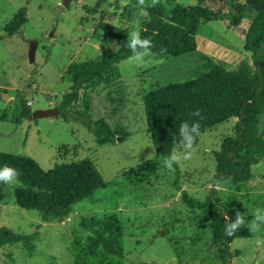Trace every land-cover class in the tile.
I'll return each mask as SVG.
<instances>
[{
  "label": "rangeland",
  "instance_id": "rangeland-1",
  "mask_svg": "<svg viewBox=\"0 0 264 264\" xmlns=\"http://www.w3.org/2000/svg\"><path fill=\"white\" fill-rule=\"evenodd\" d=\"M63 1L0 0V152L29 157L43 171L87 160L106 185L75 204L66 218L43 222L38 213L15 205L13 191L18 185L0 183V192L5 194L0 226L17 234H36L30 245L0 247V264H223L226 254L214 244L208 218L188 209L180 199L181 192L203 202L215 189V196L223 201L237 199L238 212L252 220L255 209H264V159L252 166L247 183L215 186L212 154L233 135L237 119L230 118L197 137L192 158L177 164L179 179L174 185L173 171L156 157L150 143L142 97L157 87L202 75L205 58L228 70L245 62L254 72L250 54L243 50V33L254 16L246 7L247 0H207L219 12V19L199 29L193 54L146 56L143 64L126 59L117 65L118 78L78 91V99L69 109L91 121H105L117 136L114 143L103 146L78 121L63 119L60 114L51 119L22 118V109L32 114L57 108L72 90L64 74L68 65L95 59L101 47H114L104 37L91 38L96 26L110 25L128 34L139 30L141 34L149 20L138 15V0H129L122 11L119 0H101L97 8L98 0H71L61 10ZM196 1L160 3L189 8ZM150 2L146 0V4ZM19 10L24 11L26 23L9 37L4 27ZM32 43L37 45L30 63ZM2 94H6L5 100ZM148 162L154 164L153 171L141 176L131 173ZM108 216H114L121 226V258H102L100 248L90 250L94 235L80 225L82 219ZM263 235L264 229L234 239L228 244L226 264H264Z\"/></svg>",
  "mask_w": 264,
  "mask_h": 264
},
{
  "label": "trees",
  "instance_id": "trees-1",
  "mask_svg": "<svg viewBox=\"0 0 264 264\" xmlns=\"http://www.w3.org/2000/svg\"><path fill=\"white\" fill-rule=\"evenodd\" d=\"M100 3L101 0H98L96 8ZM246 7L254 16L243 33V50L250 54L254 72L245 62H241L235 70H228L205 58L206 72L202 75L157 87L142 97L150 143L156 157L164 160L180 147L181 123L187 121L191 125L199 122L201 135L230 118L237 119L233 135L226 137L219 150L212 154L215 186L247 183L252 177V166L264 159V123H261L264 117V0H247ZM85 9L90 13L95 11ZM148 12L151 19L140 35L152 41L154 47L151 51L159 57L178 58L193 54L199 29L204 23L219 19V12L213 10L207 0H197L196 5L189 8L179 5L168 7L159 3L150 7ZM25 23L24 11L19 10L4 27V32L9 37L14 36ZM100 37L106 38L114 47H101L95 59L68 65L64 74L71 82L72 90L62 97L57 109L63 119L69 117L81 123L94 136L96 144L103 146L114 143L117 137L105 121H91L86 115L69 109L77 101L81 88H94L109 78H118V63L132 55L127 46L129 34L123 29L98 25L93 29L91 38ZM197 109L200 116H193ZM30 115L27 108L22 109V118ZM5 165L20 173L14 177V181L21 182L13 191L15 205L22 210L38 213L43 222L66 218L75 204L92 197L106 185L94 165L87 160L59 164L49 171H43L29 157L0 152V168ZM173 168L176 185L179 168L177 164ZM153 170L154 164L148 162L137 166L131 173L141 176ZM215 191L213 189L212 195L203 202L189 197L184 191L180 199L188 209L208 218L213 242L222 247L226 254L222 262L226 264L230 257L227 244L234 239L249 237L248 223L251 217L243 216L245 224L232 236H226L224 216L234 221L240 202L235 198L223 201L215 196ZM4 201L5 194L1 191L0 204ZM80 225L94 235L90 238V250L100 248L102 258L123 256L122 230L114 216L102 220L82 219ZM35 238V233L17 234L0 226V247L18 243L30 245Z\"/></svg>",
  "mask_w": 264,
  "mask_h": 264
},
{
  "label": "clouds",
  "instance_id": "clouds-1",
  "mask_svg": "<svg viewBox=\"0 0 264 264\" xmlns=\"http://www.w3.org/2000/svg\"><path fill=\"white\" fill-rule=\"evenodd\" d=\"M129 0H119L120 10L122 11L124 7L127 6ZM160 3V0H151L150 3L146 4V0H138V4L141 6L138 11L140 17L146 20L151 19L147 8L155 7ZM139 21H137V24ZM128 48L131 50L132 55L127 58L128 63L143 64L144 57L153 55L151 49L154 47L152 41L148 38H141L139 30H134L129 34L128 37ZM164 51V50H162ZM193 116H200V110L197 109ZM203 118V117H201ZM200 135V124L199 122H194L191 125L187 121L181 123L179 127V146L184 149L183 152H173L164 161L165 167L170 171H175L173 168L174 164H179L182 160H189L192 158L195 152V143L197 137ZM20 173L8 165L0 168V183L5 185L16 184L19 185L21 182L19 180L14 181V177H18ZM225 218V235L232 236L241 226L245 224V219L243 215L236 212V219L231 220L227 215ZM264 229V209L257 208L253 213V219L248 223V230L251 233H258Z\"/></svg>",
  "mask_w": 264,
  "mask_h": 264
},
{
  "label": "water",
  "instance_id": "water-1",
  "mask_svg": "<svg viewBox=\"0 0 264 264\" xmlns=\"http://www.w3.org/2000/svg\"><path fill=\"white\" fill-rule=\"evenodd\" d=\"M71 0H64L63 3L61 4V10H63L70 2ZM36 43H32L29 47L28 50V59L29 62L32 63L34 61V55H35V49H36ZM6 94H2V100H5ZM59 115V110L57 108L49 109V110H38L32 113L28 118H37V119H42V118H48L51 119L55 116ZM228 248V244H227Z\"/></svg>",
  "mask_w": 264,
  "mask_h": 264
}]
</instances>
